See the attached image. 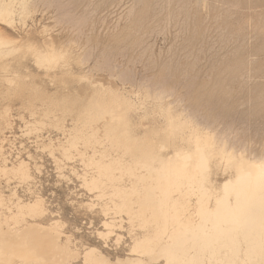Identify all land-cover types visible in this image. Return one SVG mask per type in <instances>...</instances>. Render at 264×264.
Wrapping results in <instances>:
<instances>
[{
    "label": "rangeland",
    "instance_id": "1",
    "mask_svg": "<svg viewBox=\"0 0 264 264\" xmlns=\"http://www.w3.org/2000/svg\"><path fill=\"white\" fill-rule=\"evenodd\" d=\"M28 9L21 21L15 18L7 27L0 24V32L15 39L13 46L28 42L43 48L50 41L60 56L39 66L24 47L0 55V63L16 65L0 71V145L13 154L12 159L16 151L26 161L29 152L34 156L28 160L32 193L25 191V183L0 174V194L5 200L11 190L24 200L39 196L45 213L37 221L48 226L57 220L59 231L77 244L78 252L94 246L111 259L123 257L131 244L130 234L140 229L130 226L125 212L110 213L120 222L116 234L105 244L97 237L102 220L111 215L99 211L107 198H96L82 185L81 175L93 171L82 160L94 148L107 147L109 158L122 153V148L111 147L99 120L91 122L98 127L97 140L77 142L81 157L72 152L66 160L57 150L50 153L46 143L52 147L65 143L77 115V110L53 106L51 100L64 96L66 105L74 99L86 102L102 86L98 95L103 98L113 92L128 96L135 105L129 111L123 108L134 129L129 131L124 110L116 112L111 124L113 135L125 133V145L127 133L146 131L140 143L132 144L133 155L147 148L152 154L170 152L181 130L165 126V117L178 111L187 115L190 126L207 131L215 148L225 146L252 159L264 156V0H56L51 4L28 0ZM157 92L162 96L159 100L154 98ZM35 118L43 123L28 133ZM110 118L105 114L104 119L110 122ZM88 125L81 131L89 132ZM209 171L217 185L232 169L216 155ZM86 202L96 205L89 208ZM0 212L7 214L3 207ZM69 264H82L81 254Z\"/></svg>",
    "mask_w": 264,
    "mask_h": 264
},
{
    "label": "bare ground",
    "instance_id": "2",
    "mask_svg": "<svg viewBox=\"0 0 264 264\" xmlns=\"http://www.w3.org/2000/svg\"><path fill=\"white\" fill-rule=\"evenodd\" d=\"M41 1L47 4L56 2ZM29 11L28 0H0V24L7 27L15 18L20 20ZM14 41L0 32V55L8 54L5 52L7 50H15L16 53L24 47L39 66L60 56L50 41L43 48L34 47L28 42L13 46ZM9 68L15 69L16 65L10 67L8 61L0 63V71ZM3 76L5 78L6 75ZM103 89L102 86L97 90ZM98 91L82 103L74 99L66 105L68 99L64 96L51 100V105L77 110V115L72 120V128L65 134V143L60 142L56 147L46 143V146L50 153L57 150L62 159L72 158V152L81 157L83 153L77 150V142L96 141L98 127H92L91 122L102 120L111 147H120L123 152L111 154L109 158L107 147L103 146L102 150L94 148L82 160L84 166L91 167L93 171L85 172L80 178L89 192L96 193V198H107L106 202L100 204L99 211L104 216L125 212L130 226L135 225L140 229L131 234L130 230L131 244L127 255L111 259L94 246H81L82 251L78 252L77 244L59 231L57 220L48 226L37 221L45 213L39 196H28L24 200L16 194V190H11L7 200L0 194V207L7 211L3 215L0 212V264H69L77 260L80 254L82 264H153L159 260L162 264H264V156L252 159L225 146L215 148L212 136L207 131L190 126L187 115L178 111L165 117V126L181 130L170 152L152 154L147 148L143 154L133 155L132 144L140 143L146 131L136 135L127 133L129 143L125 145V133L113 135L111 123H114L116 112L122 113L123 107L129 111L135 104L123 93L118 95L112 91L111 97L106 99L98 95ZM154 98L159 100L162 96L157 92ZM75 104H78V109ZM105 114L110 115V122L104 119ZM125 122L131 128L129 131L134 129L135 125L130 122L127 112ZM37 123L40 121L35 118L27 126L28 133L36 128ZM87 124L90 131L84 133L81 128ZM186 127L189 128L188 132L183 131ZM20 153L16 151L12 159L13 154L2 150L0 145V174L5 175L6 180L12 176L25 183V191L31 194L29 181H32L33 175L28 160L33 161L34 156L30 152L25 153L26 161ZM216 155L231 167L232 172L214 185L209 178V168ZM54 158L56 162L61 161ZM72 171L75 170L72 168ZM124 175L127 177L125 182L128 181L125 184L122 183ZM85 204L89 208L96 205L93 202ZM112 215L102 220V229L96 233L104 244L114 234L117 224L120 226Z\"/></svg>",
    "mask_w": 264,
    "mask_h": 264
}]
</instances>
